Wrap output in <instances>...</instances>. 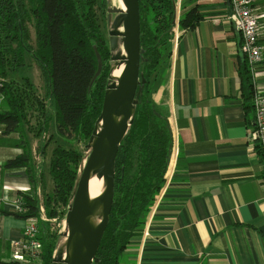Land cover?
Masks as SVG:
<instances>
[{"label": "crops", "instance_id": "1", "mask_svg": "<svg viewBox=\"0 0 264 264\" xmlns=\"http://www.w3.org/2000/svg\"><path fill=\"white\" fill-rule=\"evenodd\" d=\"M195 5L202 19L193 30L175 27L168 66L155 76L151 96L177 147L172 175L121 264H264V164L253 138L255 111L246 101L248 76L264 94V0H254L263 47L254 76L246 74L226 0L186 2L183 12ZM3 130L0 125V253L10 257L26 221L5 213L14 212L31 184L26 170H2L22 154L13 145L19 136Z\"/></svg>", "mask_w": 264, "mask_h": 264}, {"label": "trees", "instance_id": "2", "mask_svg": "<svg viewBox=\"0 0 264 264\" xmlns=\"http://www.w3.org/2000/svg\"><path fill=\"white\" fill-rule=\"evenodd\" d=\"M191 1L197 0L187 2ZM139 2L141 48L147 60L140 71L147 81L146 93L150 90V77L160 68L162 58L167 53L170 58L174 35L171 29L178 25L181 30H193L202 15L195 5L173 25L179 0ZM106 13L107 0H0V125L5 136H19L13 145L22 150L2 170H26L31 184L29 190L19 193L22 212L5 214L24 221L37 220V239L42 246L40 264H52L60 236L51 233L50 222L41 221L39 179L33 170V152L25 123L30 116L35 118L38 129L33 132L37 138L51 129L54 121L59 138L82 146L72 149L56 146L51 153L52 189L46 192L43 186L42 206L47 220L61 221L73 197L86 145L102 112L110 73V43L101 24L107 20ZM30 27L35 32L34 47L29 43ZM94 46L102 57L103 70L91 87L98 66ZM30 60L37 63L46 78V100L49 98L55 104L54 118L31 79L20 76ZM245 71L249 75L247 68ZM253 96L248 76L246 101L251 106L247 110L253 108ZM146 97L141 98L134 123L116 159L115 195L97 253L99 264H121L131 242L142 236L151 209L167 181L173 139L167 121L151 110L150 99ZM47 143L42 147L43 153L51 142ZM257 149L261 154L259 146ZM0 264L20 263L0 253Z\"/></svg>", "mask_w": 264, "mask_h": 264}, {"label": "water", "instance_id": "3", "mask_svg": "<svg viewBox=\"0 0 264 264\" xmlns=\"http://www.w3.org/2000/svg\"><path fill=\"white\" fill-rule=\"evenodd\" d=\"M122 3L125 10L107 0L110 73L102 112L86 145L65 217L66 227L59 233L52 264L100 263L97 253L110 221L115 195L116 159L134 123L140 95L147 83L140 71L142 63L147 61L141 48L140 2L122 0ZM175 9L177 11V6ZM176 22L177 13L173 25ZM94 51L98 66L91 87L103 70L97 46H94ZM121 67V74L115 76ZM95 176L102 181V190L93 201L89 184Z\"/></svg>", "mask_w": 264, "mask_h": 264}, {"label": "built area", "instance_id": "4", "mask_svg": "<svg viewBox=\"0 0 264 264\" xmlns=\"http://www.w3.org/2000/svg\"><path fill=\"white\" fill-rule=\"evenodd\" d=\"M230 15L229 19L233 23L236 30L241 35V53L247 60V65L250 73L256 75V69L262 62L263 47L259 41V18L255 13L254 0H226ZM1 81V78H0ZM253 108L255 111V130L253 138L260 147L261 157L264 164V94L259 89L254 90ZM177 155V147L174 144L168 171L166 174V182L172 175L174 159ZM164 189L157 197L155 205L152 208L151 215L157 207ZM14 212H22V202L17 199L13 203ZM41 220L48 221L45 217L43 206L40 207ZM147 235V233H146ZM38 222L35 219L26 220L24 228L23 240H13L10 243V259L20 264H40L41 258V243L37 239Z\"/></svg>", "mask_w": 264, "mask_h": 264}, {"label": "rangeland", "instance_id": "5", "mask_svg": "<svg viewBox=\"0 0 264 264\" xmlns=\"http://www.w3.org/2000/svg\"><path fill=\"white\" fill-rule=\"evenodd\" d=\"M182 2V6L179 5V7L177 6V23L179 21V19L182 17V14L184 13V5L186 4V2L188 0H179ZM111 5L114 6H119L118 1L117 0H111ZM178 9H179V13H178ZM106 19H107V13H106ZM102 24V29L104 34L106 35L107 40L109 41V36H108V32H109V27H108V23L107 20L105 21H101ZM29 43L32 47L35 46V32H34V28L30 27V40ZM169 63V55L168 53L162 58L161 60V66L160 68L150 77V90L148 92H146V95H148L146 98L151 99V95L153 94V89H154V78L155 76L159 73L160 70H162L163 68L167 67ZM38 66V65H37ZM39 67V66H38ZM20 76L21 77H28L31 79V81H33L34 85L36 86V83L39 85L40 87V91H38V95L39 93L42 95L41 98H45V104L46 107L48 108V112L50 113V115L53 116L54 118V112H55V104L54 102H52L49 98L46 97L48 95V84L46 81V78L43 76L41 69L36 68V64L31 61L29 62V66L25 69H23L20 72ZM153 86V87H152ZM149 93V94H147ZM40 96V95H39ZM26 127V132H27V137L30 140V144L32 149L34 150L33 152V170L34 173L37 175L38 179H39V183L43 186L46 187V192L51 191L52 189V179L49 175V163H50V157H51V153L52 150L56 147V146H62L65 147L67 149H72V148H82V146L79 143H69L66 142L64 139L59 138L56 135V129H55V123L54 121H51V129H49L48 131H44L40 137L35 138L34 136V130L36 131L38 129L37 127V123L34 117H29V122L25 123ZM31 130V131H29ZM30 135V136H29ZM30 137V138H29ZM53 138V139H52ZM49 143V146L47 147V149L44 148V150L46 152L43 153L42 151V147L46 144ZM47 143V144H48ZM175 142H173L172 144V150L174 147ZM35 145V146H34ZM44 190H41V192L38 189V196L40 194V207L42 206L43 203V198H44ZM152 212V209H151ZM65 217L61 219V221H57V220H52L49 221L50 222V231L51 233H61L65 230L66 227V223H65ZM151 217V213L149 215V218ZM148 218V219H149ZM42 222H47V221H43Z\"/></svg>", "mask_w": 264, "mask_h": 264}, {"label": "bare ground", "instance_id": "6", "mask_svg": "<svg viewBox=\"0 0 264 264\" xmlns=\"http://www.w3.org/2000/svg\"><path fill=\"white\" fill-rule=\"evenodd\" d=\"M117 1H118V4H119L120 8H122L123 10H125V7H124V5L122 3V0H117ZM122 68L123 67H121L119 70H117L115 72V76H119L121 74ZM101 190H102V181L97 176H95L90 181V184H89V192H90L91 200L94 201L95 198L100 195Z\"/></svg>", "mask_w": 264, "mask_h": 264}, {"label": "flooded vegetation", "instance_id": "7", "mask_svg": "<svg viewBox=\"0 0 264 264\" xmlns=\"http://www.w3.org/2000/svg\"><path fill=\"white\" fill-rule=\"evenodd\" d=\"M147 87V85L145 84V86L143 87V92H142V94L140 95V102H139V104L141 103V98H145L147 95H146V93H145V88ZM152 96V95H151ZM150 101V105H151V110H153L154 112H155V109H154V106L152 105V103H151V99L149 100ZM139 104H138V106H139ZM137 106V107H138Z\"/></svg>", "mask_w": 264, "mask_h": 264}]
</instances>
